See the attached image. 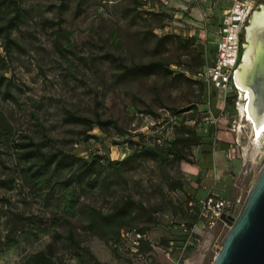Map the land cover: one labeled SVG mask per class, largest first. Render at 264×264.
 <instances>
[{
  "label": "rangeland",
  "instance_id": "374dc122",
  "mask_svg": "<svg viewBox=\"0 0 264 264\" xmlns=\"http://www.w3.org/2000/svg\"><path fill=\"white\" fill-rule=\"evenodd\" d=\"M190 4L207 15L192 17ZM226 4L225 0L168 4L163 0H0L4 92L0 95V242L15 215L36 216L33 223L19 226V242L0 254V264H26L50 244L57 262L80 264L76 247L67 238L71 232L101 264L213 263L229 228L221 221L209 227L203 219L199 228L188 230L196 216L190 203L203 199L197 194L200 177L192 169L208 167L216 149L229 150V174L237 185L236 168L239 160H245L240 210L264 164V138L253 142L243 94L240 99L237 93L230 94L225 100L218 91L194 82L214 60V31ZM161 27H167L164 33ZM165 33L169 36L163 42L160 36ZM107 54L110 58H102ZM150 61L165 63L171 73L115 81L123 65ZM70 115L113 123L89 130ZM239 123L241 131L245 126L240 138L246 141L244 151L237 146ZM182 124L195 127L202 137L200 145L192 148L190 162L140 158L123 167L121 176L110 170L106 185L81 192L79 214L69 218L70 224L58 220L64 213L56 198L46 195V190L30 188L34 186L16 146L32 137L46 152L122 160L136 148L128 141L131 135L142 145L168 144ZM106 171L107 167L103 175ZM176 180L183 190L172 188ZM126 197L139 204L134 226L124 229L145 230L148 244L141 251L132 236L105 240L88 228L91 208L109 213ZM46 227L48 232H39ZM29 230L39 233L24 237L23 231Z\"/></svg>",
  "mask_w": 264,
  "mask_h": 264
},
{
  "label": "trees",
  "instance_id": "16d2710c",
  "mask_svg": "<svg viewBox=\"0 0 264 264\" xmlns=\"http://www.w3.org/2000/svg\"><path fill=\"white\" fill-rule=\"evenodd\" d=\"M10 24L5 26L6 30H9ZM167 27H161L159 30L164 33ZM169 34H163L160 36L164 42L165 38ZM111 55H103L102 58H110ZM171 71L165 66V63L161 61H150L146 63H135L132 65H123L122 69L115 73L114 78L116 82H124L130 79L138 77H144L152 75L156 72ZM181 77H185L184 73L175 72ZM198 74V73H197ZM197 76V75H196ZM194 77V82L201 87L207 86L205 81ZM2 77H0V95H3L1 89ZM234 104V101H232ZM189 110V109H185ZM69 119L87 124L89 130L94 126L104 129L105 126L113 123L112 120L91 119L84 116L70 115ZM116 127V125H115ZM120 129L119 127H117ZM139 135H142L141 133ZM136 135L128 137L130 143H134L136 148L134 152L128 157L122 160H112L104 155H95L91 159L88 157H80L73 153L65 152H46L42 149L41 144L34 141L32 137L23 142L16 143L17 148L20 150V158L26 163V169L28 172V179L31 185L30 187L36 191L46 190V195L51 198H56L59 205H62V211L64 216L59 217L58 220L64 221L70 224V219L76 217L80 210V197L83 190H92L97 186H104L107 184L110 175V170L116 171L118 176L123 174V167L129 166L131 162L140 158H151L154 160L168 161L170 158L174 161L190 162L189 156L191 155L192 148L200 145L202 137L197 133L196 128L188 125H180L177 130V134L172 141L166 143H155L153 145H142L137 141H133ZM90 136H88L89 138ZM108 168V171L103 175V172ZM67 171L65 178H62L63 172ZM13 182V181H12ZM173 189L183 190V184L180 181H173ZM138 203L130 197L124 198L117 203L113 211L109 213H103L102 211L91 208L89 215L88 228L97 232L100 238L105 240L121 241L122 232L130 231L137 232L141 235L140 238L134 239L137 241V250L141 251V248L148 244L145 239V230H127L126 226H134L136 219V209H138ZM195 210L196 216L190 223L188 230H191L194 224L202 221L200 218V209L198 204L191 207ZM36 216H22L15 215L13 217L11 228L8 230L4 240L0 242V254L5 250L15 246L19 242L17 233L19 232V226L33 223ZM48 228L40 229V233L48 232ZM39 232L33 230L23 231V236L26 238L35 237ZM58 235V233H56ZM71 244L76 247L75 255L77 256L80 264H87L89 261L95 264H101L92 251L81 245L74 234L71 232L67 236ZM165 247L168 246L166 243ZM148 250H152V247H148ZM26 264H65L63 262H57L54 259L53 244H50L45 250L39 251L31 255Z\"/></svg>",
  "mask_w": 264,
  "mask_h": 264
},
{
  "label": "water",
  "instance_id": "95a60500",
  "mask_svg": "<svg viewBox=\"0 0 264 264\" xmlns=\"http://www.w3.org/2000/svg\"><path fill=\"white\" fill-rule=\"evenodd\" d=\"M257 14H264V2L245 27L242 56L233 76L239 99L244 93L245 119L254 131L264 124V21ZM220 218L230 228L212 264H264V164L240 210L236 213L232 206Z\"/></svg>",
  "mask_w": 264,
  "mask_h": 264
},
{
  "label": "built area",
  "instance_id": "2783aa9c",
  "mask_svg": "<svg viewBox=\"0 0 264 264\" xmlns=\"http://www.w3.org/2000/svg\"><path fill=\"white\" fill-rule=\"evenodd\" d=\"M113 3L118 0H108ZM168 4L170 0H163ZM262 0H230V5L224 10L220 24L216 30V51L212 64L204 66L196 78L205 81L210 90L221 93L226 100L230 94L238 93L234 85L233 76L239 65L242 56V44L244 42V31L248 20ZM238 201H228L225 199L209 196L200 200V218L204 219L209 227L221 221L225 227L230 225L221 220V214L232 206L238 212ZM191 206L196 205L190 203ZM123 237L134 236L138 239L141 235L137 232L123 231ZM137 245V241L133 242Z\"/></svg>",
  "mask_w": 264,
  "mask_h": 264
},
{
  "label": "crops",
  "instance_id": "0c3cea01",
  "mask_svg": "<svg viewBox=\"0 0 264 264\" xmlns=\"http://www.w3.org/2000/svg\"><path fill=\"white\" fill-rule=\"evenodd\" d=\"M194 1V0H192ZM205 2H208V0H204ZM227 2L226 7L224 10L230 5V0H225ZM190 15L194 18H200L202 17V12L205 13L204 9H200V7L196 4H190ZM223 10V12H224ZM222 14L220 15V20L218 25L220 24V21L222 19ZM218 27V26H217ZM217 27L215 29V33L217 30ZM229 150H222L221 148L216 149L212 153V162L211 164L206 167H196L192 169L193 174L200 177L199 180V189H198V197H201L203 199L209 197V196H215L217 198L225 199L228 201L233 200H240L241 197V191L243 188V175L246 174L245 172V160H239V165L237 166V185L234 184L233 181L230 178L229 172L232 169L231 164L229 163ZM242 179V180H240ZM234 186V187H233ZM200 222L197 223L194 226L196 228H199Z\"/></svg>",
  "mask_w": 264,
  "mask_h": 264
},
{
  "label": "bare ground",
  "instance_id": "6f19581e",
  "mask_svg": "<svg viewBox=\"0 0 264 264\" xmlns=\"http://www.w3.org/2000/svg\"><path fill=\"white\" fill-rule=\"evenodd\" d=\"M257 16L259 17L258 18L259 20L261 19L262 21H264V14H262V15L261 14H257ZM242 94H243V97H244V93H242ZM247 96H249V91L247 92ZM243 109H244V113H245V116H246V102H245V105H244ZM262 138H264V124H262L260 128H258L256 131H254L253 142L255 143L258 140H261Z\"/></svg>",
  "mask_w": 264,
  "mask_h": 264
},
{
  "label": "flooded vegetation",
  "instance_id": "af4514ba",
  "mask_svg": "<svg viewBox=\"0 0 264 264\" xmlns=\"http://www.w3.org/2000/svg\"><path fill=\"white\" fill-rule=\"evenodd\" d=\"M237 95L239 96L238 93H237ZM249 124H250V123H249ZM244 125H245V124H244ZM243 128H245V126H244ZM243 128H242V131H241V125H240V123H239V125H238V129H237V146H238L240 149H242V150L244 151V149H246V147L244 146V145L246 144V141H245V140H243V141L240 140V138L243 137V136H242ZM240 131H241V132H240ZM240 135H241V136H240ZM250 143H251V141H250Z\"/></svg>",
  "mask_w": 264,
  "mask_h": 264
}]
</instances>
